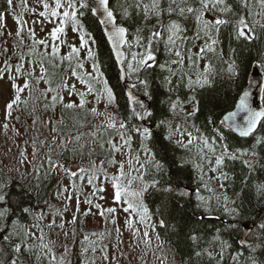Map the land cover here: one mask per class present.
<instances>
[{"label":"snow or ice","instance_id":"1","mask_svg":"<svg viewBox=\"0 0 264 264\" xmlns=\"http://www.w3.org/2000/svg\"><path fill=\"white\" fill-rule=\"evenodd\" d=\"M6 3L8 8H11L13 0H6ZM42 4L44 10L39 15L54 25L48 33L51 43L45 39H37L35 31L29 29L31 43L25 51L23 33L27 22L17 18L16 35L19 45L17 51L12 53L17 62H12V56H9L7 49L0 52V55L4 56L0 79L8 74L14 90V96L5 108L6 120L12 118L14 109L19 108L21 104L27 105V100L21 98L25 91L29 97H32L34 91L39 92L40 97L48 101L46 110L55 111L57 105H62L64 109H84L88 103V95H94L97 103L103 101L105 110L100 112L95 107L90 110L91 115L99 119V123L94 125L95 131L87 134L77 132L73 135L69 132L63 135L58 127L63 123L62 116L55 122L51 118L47 121V124L51 125V131L61 133L63 138L59 143L57 137L51 139L43 158L33 166V179L37 183L34 188L29 184L22 185L24 192L19 198L14 199L8 189L12 179L20 178H0V264H22L21 257L33 253L34 250L37 259L45 258L48 264H66L68 249L65 248V255L57 258L54 245L47 240L45 231L56 228L62 230L64 223L57 224L56 220L52 219L45 224L44 212L32 203V191L39 189L49 176L60 173L70 178L72 190H76L78 177L81 182L87 177L88 185L93 188V195L106 190L97 187L95 183L99 180L98 174L103 173L105 181L112 185L113 202L127 214V227L139 237L140 229L136 224H142L145 229L144 243L149 246L152 240L148 230H156L155 224L152 223V214L144 202V195L150 189L161 194L160 203L164 210H167L174 200L178 208L192 207L194 215L197 214L196 210H200L197 222L204 220L214 211L222 210L231 218L228 226L233 232L240 233L241 227L247 228V224H241L240 207L236 206V200L227 194V182H234L235 178L226 170V162H242L248 169V176L242 180V184L248 186V177L256 169L258 153L255 149L264 145V136L257 133L258 126L264 122V110L253 108L250 104L251 93L244 91L238 97L233 110L227 111L219 121V125L234 131L240 138L252 137L253 143L248 148L230 147L223 127L217 126L211 116L206 117L205 129L211 126L207 134L196 125L195 118L201 111L197 93L211 88L217 75L211 57L223 56L219 49L221 28L231 23L235 40L251 42L256 39L255 28H264V0H42ZM89 14L98 16L99 24L105 26V41L114 56V64L119 67L117 78L122 76L126 81H130V85L125 84L128 89V115L123 120L118 119L116 111H108L109 107L118 110L120 106L117 103V94L102 67L97 37L84 25L83 17ZM229 14L234 19L230 18ZM0 19L3 17L0 16ZM69 25L78 36V46L67 42L66 29ZM65 45L68 51L62 53ZM40 46H43L42 49ZM158 57L163 58L162 62ZM201 61H205L203 67ZM226 63L228 78H236L239 70L235 59L230 58ZM25 64L28 65L27 69ZM256 66L264 71V63L257 62ZM153 70L164 74L160 78V85L156 87L153 86L156 79ZM20 77L24 78L22 85L16 83ZM69 79L79 82L85 90H78L75 83L69 85ZM41 83L45 85L43 90L39 89ZM161 86L168 94L167 108L155 126L166 131L164 139L185 153L179 158H174L171 164L158 159L156 151L150 145L153 129L133 123L134 120L145 121L153 117L151 101L159 93ZM181 89L188 93L183 98L179 95ZM65 92L69 96H77L79 103L72 100L65 103ZM189 104L191 109L187 110L186 105ZM177 117L180 123L174 124ZM38 123V117L33 119V125ZM8 126V123L3 125L5 130ZM100 129H111L114 133L100 143V148L108 153L106 161H101L100 165L91 161L90 167H80L77 171L66 168L60 159L62 154L71 151L83 156L84 149L88 148V155L91 156L96 149L90 145L97 142ZM254 133L256 135H253ZM85 135H88L90 140L82 143ZM44 143L41 141L39 147L43 148ZM105 144L107 148L104 147ZM38 151L34 142V158ZM54 152L58 153L56 158L53 157ZM117 154L123 159L117 160ZM21 156L27 158L24 152H21ZM105 163L116 169L111 176L104 171ZM193 179L196 181L194 188L191 187ZM213 181L219 182V194L211 187ZM253 187L258 197L264 196V182L255 183ZM201 188L212 195H202ZM68 192L69 187L61 189L58 186V198L71 201V195L64 196V193ZM85 203L99 209L101 216L107 214V217H111L116 212V208L102 209L100 204L93 205L91 198H85ZM76 211L79 212V197ZM90 213L91 207L84 215ZM163 214L161 212V215ZM55 215L61 213L57 212ZM24 221L28 222L27 225ZM111 222L115 223V220L112 219ZM71 223H76L75 214ZM159 224L160 227H165L163 219ZM258 227L264 232V222L259 223ZM116 231L119 233V228ZM65 235L67 236V233ZM92 235H99L100 239L104 236L103 233ZM84 239L88 242V246L83 249L84 253L87 254L89 248L95 252L94 242L89 236L86 235ZM189 239L193 244L198 242L195 230L189 234ZM213 239L220 245V259L216 264H222L224 253L231 248V244L219 233ZM241 239L242 244H247L249 248L254 247L248 244L246 233L242 234ZM27 240L37 243L35 246L25 244ZM156 240H160L159 233H156ZM5 254L8 255L7 261L4 259ZM207 254L211 259H215L211 252ZM195 255L199 257L202 252L196 251ZM241 255L237 252L231 257L233 264H241ZM104 259H108L106 253ZM251 264H257L254 258Z\"/></svg>","mask_w":264,"mask_h":264},{"label":"trees","instance_id":"2","mask_svg":"<svg viewBox=\"0 0 264 264\" xmlns=\"http://www.w3.org/2000/svg\"><path fill=\"white\" fill-rule=\"evenodd\" d=\"M18 4L20 10H26L24 5ZM8 9L6 0H0V16ZM229 16L232 18L231 14ZM19 19L24 21L22 14L19 16ZM83 21L85 27L97 37V48L102 61V67L105 69V74L117 94V103L120 107L118 110L110 107V111H116L118 119L123 120L128 115L127 98L121 79L117 78L119 70L117 65L114 64V57L110 52L109 45L105 41L103 29L97 19L90 14L85 15ZM149 23L151 24V22ZM188 23H191V21H188ZM255 32L256 39L251 42L238 41L233 38L231 23L221 28L219 49L222 51L223 56L222 58L211 57L217 72V75L214 77V84L211 88H205L197 93L201 111L195 118V123L206 134L211 128V126H208V129H205L206 117L211 116L217 126L222 127L219 125V121L227 111L233 110L238 96L247 85L252 66L257 64V62L264 63V28L257 26ZM17 40L19 42V38ZM0 47H2V44ZM230 58L235 59L239 70V75L234 79H229L226 71V61ZM162 59V57H158V60H161V62ZM204 63L205 61H201V67H203ZM153 72L156 75L153 86L156 87L160 85V78L164 74L159 73L158 70H153ZM127 83L130 85V81H127ZM187 94V91L184 89H181L179 92L181 98ZM167 96V92L161 86L159 93L151 101L153 117L147 119L145 122L134 120L133 123L153 129V139L150 141V145L156 151L158 159H163L168 164H171L174 158H179V156L185 155V153L164 139V136L167 134L166 131L155 126L167 108ZM22 100H27V105L21 104L19 108L14 109L12 118L0 125V178H20L18 180L12 179V183L8 189L14 199L19 198L23 194L24 189L22 185L29 184L30 187L34 188L37 181L33 179V166L43 158L44 153L48 149V144L53 137H57L59 143L63 135H67L69 132L73 135L77 132L91 133L96 130L94 125L99 123V119L91 115L90 109L92 108L89 105H85L84 109H64L62 105H57L55 111L46 110L45 105L48 101L40 97L39 92L36 91H34L32 97L26 96ZM94 100L95 104L104 103L103 101L97 103L95 98ZM44 102L45 104H43ZM262 102L264 105V99H262ZM186 109L190 110L191 105H186ZM61 116L63 117V123L59 124L58 127L62 130L63 135L61 133H53L51 125L47 124L50 118L55 122ZM37 117L39 118V123L33 125V119ZM175 121L180 123L178 117ZM5 123L9 125L7 130L3 127ZM223 131L230 147L248 148L253 143L252 137L246 139L240 138L224 128ZM257 133L264 136V122L261 123ZM112 135L114 133L111 129L99 130L97 142L90 145L91 148L96 149L91 156L88 155V148L84 149L83 156L69 151L62 154L60 157L61 162L66 168H71L72 170L80 167L88 168L91 161H94L96 165H100L101 161H106L108 156V153L100 148V143ZM253 135L256 134L254 133ZM88 140H90V137L85 135L81 142L83 143ZM41 141L45 142L43 148L39 147ZM34 142L39 149L35 158L33 157ZM104 147L107 148V145L105 144ZM133 147H136L135 137ZM255 150L258 153L256 169L248 177V186L242 184V180L248 176V169L244 167L242 162L239 160L226 162V170L229 171L230 176L235 178L234 182L233 180L227 182V194L232 199H235L236 206L240 207L241 224H247L248 228H251L247 239L249 244L254 245L253 248L242 244L241 236L245 233L246 228L241 227L240 233L233 232L228 226L231 218L226 216L222 210L218 212L214 211L204 220L197 222V215L200 210H196L197 214L194 215L192 207L185 206L184 208H178L174 200L171 201L168 209L164 210L161 208L160 203L161 194L153 192L151 189L145 193L144 202L152 214V223L156 226L155 232L151 229L148 230L152 240L150 246H154L155 252H152L150 248H146L149 246L147 244H143L141 248L137 247L135 240L139 239V237L134 234V231L130 233L132 240L129 245L126 244L129 247L125 249L122 244L123 242L121 241V243L116 239L117 231L115 223H113L112 228H109V224H112L111 217H107L106 214V216H103L104 218L95 219L96 215L94 214L98 213L99 209L94 206L88 205L87 210L91 207V213L88 215H84L85 212L82 214L78 213L75 224L69 222L65 214V208H68L67 201L63 198H58L57 194L58 186L62 189L70 185V178L64 177L63 173L49 176L47 180L43 181L39 189H34L32 191V203L44 212L45 224L49 223L52 219H55L57 224L64 223L65 226L62 230L56 228L52 231L45 229V231L47 233V240L51 241L54 245L57 258L65 255V248L68 249V253L65 256L66 264H92V261H94V264H104L101 255L105 253L109 254L110 258L115 259V264H157L156 256L159 257L163 264H216V261L220 259L218 255L220 251L219 242L213 239L217 233L231 244V248L224 253L222 264H233L231 257L237 252L242 254L240 256L241 264H251L253 258L257 264H264V232H261L258 227L259 223L264 222V196L258 197L253 187L255 183L264 182V167H261V165H264V145L257 146ZM21 152H24L26 157L32 156V165L28 169H31L29 173H24L27 158L24 159L21 156ZM57 154V152H54L53 157L56 158ZM22 160L23 163H21ZM111 170V166L105 163L104 171L109 176H111ZM98 175V181H105L103 173H99ZM41 176L43 177V171L41 172ZM149 178L145 177V179ZM98 181L95 182L96 186ZM84 185H88L87 177H85L83 182L78 177L76 180L77 193L83 194L84 199L91 198L93 205L98 204L95 198L97 193L93 195V191L90 192L92 186L86 192L83 188ZM195 185L196 181L193 179L191 187L194 188ZM211 186H214L217 194L220 193L221 189L218 190L216 181H213ZM201 194L204 196L212 195V193L204 191L203 188H201ZM213 204H215L214 200ZM57 212L61 213V215H55ZM161 212L164 214L161 215ZM161 219L164 220L165 227H160L159 221ZM24 223L27 225L28 222L24 221ZM32 230L36 231V229ZM194 230L195 234L198 235V242L196 244H193L189 239V234L193 233ZM65 233H67V236ZM93 233H103L104 236L100 239L99 235H92ZM156 233L160 235L159 241L156 240ZM86 235L94 242L95 252L89 248L87 254L84 253V247L88 246V242L84 239ZM36 243L33 240L25 241V244H32L34 246ZM106 244L107 246H105ZM35 251L22 256V263L42 264L45 258L37 259ZM59 251H62L63 254ZM196 251H201L202 255L197 257L195 255ZM208 252H211L215 259H211L207 254ZM4 259L5 261L8 260L7 254H5Z\"/></svg>","mask_w":264,"mask_h":264},{"label":"rangeland","instance_id":"3","mask_svg":"<svg viewBox=\"0 0 264 264\" xmlns=\"http://www.w3.org/2000/svg\"><path fill=\"white\" fill-rule=\"evenodd\" d=\"M24 5V7H26V10H20V6L19 4ZM43 4H42V0H13L12 3V7L9 8L8 10H6L3 14L2 17L3 19H0V45L2 44V47H0V52H3L5 48H7L10 52L9 56H12V53L17 51V46L19 44L18 40H17V29H18V25H17V18H19V16L22 14L24 21H26L27 23L25 24V33H24V49L25 51H27V46L31 43L30 39H29V29H33L36 33V38L37 39H45L48 40L49 43H51L50 38L48 36L49 31L53 28V24L48 23L47 21L44 20L43 17H41L39 15V13L41 11H43ZM67 31V42L68 43H75L77 44V46L79 45V39L76 33H74L70 27V25L68 26V28L66 29ZM61 39H64V37H61ZM57 43H59V41H57ZM41 49L43 46H40ZM68 51L67 46L65 45L62 48V53H66ZM84 55V53H82V56ZM3 61H4V57L0 55V68L3 67ZM16 61V57L12 56V62ZM86 67H88V65L86 64ZM28 68V65L25 64V69ZM90 70V69H89ZM14 72V69H13ZM37 74H38V66H37ZM23 77H20L19 79H17L16 83L17 84H23ZM75 83L76 87L78 90L84 91V86L79 84V82L75 81L74 79H69L68 80V84L71 85ZM45 87V85L43 83H41L39 85L40 90H43ZM14 96V90L12 88V81L9 78L8 74H5L4 78L0 80V125H2L5 121H6V117H5V108L7 103H9L11 101V99ZM26 96H28V92L25 91L24 94H22L21 98H25ZM51 94H49V100H50ZM64 102L67 103L69 102V100L72 101H76L77 103L79 102V99L77 96L73 95V96H69L67 92L64 93ZM95 96L94 95H88L86 97L88 103L86 105H89L91 108H97L98 111L103 112L105 110V104L104 103H99V104H95V100H94ZM47 101V100H46ZM45 101V102H46ZM45 102L43 104H45ZM91 110V109H90ZM109 112L110 111V107L108 108ZM102 119V118H101ZM174 124H177V122L174 120ZM103 131V129H100ZM118 139V138H117ZM58 142V139H57ZM117 160H121L123 159V157H121L119 154H117L116 156ZM30 165H32V156H27L26 159V163H25V169H24V173H29L31 171L28 170ZM112 170L110 171L111 174H114L116 169L114 167H111ZM78 169H73V171H77ZM127 170V169H126ZM209 175H214L212 173H209ZM66 184V183H65ZM217 184V188L219 190L218 187V182L216 181ZM69 187V192L65 194V196L67 195H71L72 199L71 201H67L68 204V208L66 207V217L67 220L69 222H71L73 215H77L78 213H84L87 211L88 208V204L85 203V199L83 194H78L76 190H72L71 186L68 185ZM90 185H84L83 188L84 190L87 192L89 189ZM97 187H103L104 189H106L104 192H99L97 193V195L95 196L96 201H98V204L101 205L102 209H107V208H116V212L113 214V216H111V219L115 220V227L116 229L119 228V233L116 234V239L118 241H122L121 243L123 244V247L125 249H127L132 240V237H130V233L133 231L131 229H129L125 223V218L127 216L126 213H124L122 211V209L120 208V206L116 205L113 202L112 199V193H113V189H112V185L111 183H107V181H98L97 183ZM212 188H214V186H211ZM92 192L93 188L90 189ZM207 191V190H204ZM219 192V191H217ZM104 197L103 199H100L99 197ZM77 197H79V212L76 211L77 208ZM98 199V200H97ZM93 207V206H91ZM98 213L94 214L95 219L97 218V220L104 218L103 216H101ZM103 220V219H102ZM113 227V223L109 224V228ZM136 227L140 229V235H139V239L135 240V245L139 248L142 247L144 243V237H143V232H144V226L142 224H136ZM127 244V245H126ZM107 246V244L105 245ZM146 248H150V250L152 252H155L154 246H147ZM61 254H63L62 251H59ZM113 253V252H112ZM104 255H101V259L103 261L104 264H115V259H112L109 257V254H107L108 259H104ZM156 263L157 264H163V262L160 261L159 257L156 256ZM48 260L45 259V261L42 264H47ZM165 263V262H164ZM23 264V263H22ZM166 264V263H165Z\"/></svg>","mask_w":264,"mask_h":264},{"label":"water","instance_id":"4","mask_svg":"<svg viewBox=\"0 0 264 264\" xmlns=\"http://www.w3.org/2000/svg\"><path fill=\"white\" fill-rule=\"evenodd\" d=\"M97 21L99 19L98 16H94ZM99 23V22H98ZM100 26L102 27V29L105 27L104 25H101ZM114 57V56H113ZM257 64H254L251 68V71L249 73V76H248V82H247V85L246 87L243 89V91L240 93V95L243 94L244 91H248L251 93V96H250V104L253 108H255L256 110H264V105H263V102H262V96H263V93H264V72L261 70V68L257 67L256 66ZM118 67V65H117ZM118 70H119V67H118ZM121 82H122V85L124 86V91H125V95H126V92H127V88H125V84L127 83V81L121 76ZM239 95V96H240ZM238 96V97H239ZM237 102V101H236ZM227 114V113H226ZM225 114V115H226ZM224 116V115H223ZM147 120V119H146ZM145 120V121H146ZM144 121V122H145ZM223 127V126H222ZM260 126H258L257 128V131L259 129ZM225 130H228L230 132H232L233 134H235L236 136H238L234 131H231L229 130L228 128L226 127H223ZM239 137V136H238ZM249 138V137H248ZM246 139V138H245ZM251 231V228H246L245 229V233L247 234V238L249 236V233ZM244 233V234H245ZM248 241V239H247ZM249 244V242H248ZM246 246H248L247 244H244Z\"/></svg>","mask_w":264,"mask_h":264}]
</instances>
